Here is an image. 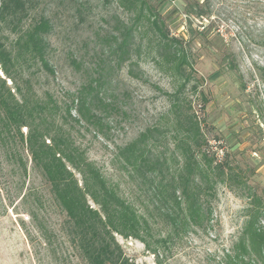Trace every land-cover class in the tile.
<instances>
[{"label": "rangeland", "instance_id": "obj_1", "mask_svg": "<svg viewBox=\"0 0 264 264\" xmlns=\"http://www.w3.org/2000/svg\"><path fill=\"white\" fill-rule=\"evenodd\" d=\"M147 2L158 11L170 36L183 39L190 49L194 73L187 90L197 86L189 99L208 139L209 152L218 161L226 158L242 173L252 192L264 194V0H211L210 16L190 17L193 33L188 30L187 7L204 0ZM123 3L130 4L124 0H41L34 16L47 17L53 26L46 40L55 74L38 71L35 88L43 98L50 96L59 103V116L66 129L108 182L131 195L133 186L116 159L118 148L148 128L166 127L170 109L167 94L173 93L181 80L156 66L154 51L148 47L150 34L135 35L133 62L121 69L106 64L108 36L118 22L132 25L136 20ZM1 34L9 45L16 40L7 30ZM228 54L235 59L237 73L223 69ZM96 71L104 75L100 86L95 81L99 76ZM7 83L11 86L10 81ZM90 83L112 104L108 110L99 109L102 127L75 121L78 115L73 99ZM68 107H72L71 115ZM0 156V186L5 189L0 196V264H85L67 237L65 213L51 199L48 186L33 170L31 161L22 195L30 188L45 189L46 209H39L32 198L21 201L22 197H14L10 205L8 194L15 192L19 175L13 174L2 151ZM246 194L219 184L210 199L209 225L171 241L160 249L159 259L138 240L119 235L116 239L136 264H228V256L234 255L249 219ZM31 210L38 211L39 222L31 219ZM40 224L47 227L45 236ZM161 230L155 231L156 238Z\"/></svg>", "mask_w": 264, "mask_h": 264}, {"label": "trees", "instance_id": "obj_2", "mask_svg": "<svg viewBox=\"0 0 264 264\" xmlns=\"http://www.w3.org/2000/svg\"><path fill=\"white\" fill-rule=\"evenodd\" d=\"M40 1L0 0V74L5 76L3 79L0 75V151L12 165L13 174L19 175L15 192L8 194L10 205L14 197H22L21 201L32 198L39 209H46L45 189L30 188L22 195L31 161L33 170L48 186L51 199L65 213L67 237L85 264H136L126 256L116 235L140 241L159 259L160 249L171 241L209 225L210 199L219 184L228 185L247 193L245 197L250 201L249 219L234 255L228 256V264H256L255 258L264 263V194L252 192L242 173L226 158L218 161L209 152L208 139L189 99L197 86L187 90L194 67L184 40L170 36L160 14L147 0H124L130 3H123L124 8L134 13L136 20L132 25L118 22L107 38L106 64L121 69L133 62L135 35L150 34L148 47L154 51L156 66L181 80L177 89L167 94L170 109L166 127L148 128L118 148L116 159L133 186L132 194L127 195L109 183L76 144L60 119L59 103L36 91L38 71L55 74L46 40L53 26L47 17L34 16ZM210 1L187 7L191 33L190 17L210 16ZM2 30L16 35L12 45L5 42ZM229 57H224L223 69L237 73L235 59ZM97 74L95 81L100 86L104 75L101 71ZM73 104L78 124L97 127H102L99 109L112 108L91 83L79 90ZM67 110L71 115L72 107ZM3 190L0 186V196ZM37 212L28 213L36 223L40 220ZM43 226L40 224L39 229L45 236L47 227ZM159 227L161 234L156 238ZM245 257L250 260L245 261Z\"/></svg>", "mask_w": 264, "mask_h": 264}]
</instances>
